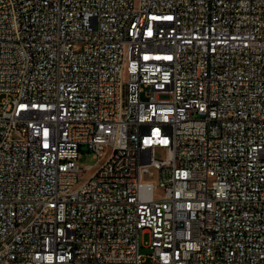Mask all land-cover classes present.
<instances>
[{
  "label": "built area",
  "instance_id": "1",
  "mask_svg": "<svg viewBox=\"0 0 264 264\" xmlns=\"http://www.w3.org/2000/svg\"><path fill=\"white\" fill-rule=\"evenodd\" d=\"M145 263L264 264V0H0V264Z\"/></svg>",
  "mask_w": 264,
  "mask_h": 264
},
{
  "label": "rangeland",
  "instance_id": "2",
  "mask_svg": "<svg viewBox=\"0 0 264 264\" xmlns=\"http://www.w3.org/2000/svg\"><path fill=\"white\" fill-rule=\"evenodd\" d=\"M80 162V165L82 167H86V166H89V165H92L94 166L96 164V161L92 158V155L88 154L86 155L82 160L79 161ZM149 241V236L148 235H144L142 238H141V243H148ZM140 252L141 254L143 255H147L149 253V251L145 248L142 247L141 245V249H140ZM145 264H149V263H145Z\"/></svg>",
  "mask_w": 264,
  "mask_h": 264
}]
</instances>
